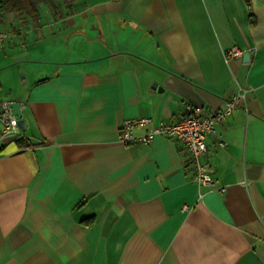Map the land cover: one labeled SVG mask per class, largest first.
Listing matches in <instances>:
<instances>
[{
	"label": "crops",
	"instance_id": "obj_1",
	"mask_svg": "<svg viewBox=\"0 0 264 264\" xmlns=\"http://www.w3.org/2000/svg\"><path fill=\"white\" fill-rule=\"evenodd\" d=\"M0 28V69L24 73L0 100L26 122L0 144V264H264V0H53ZM239 88L206 138L212 185L175 139L119 142Z\"/></svg>",
	"mask_w": 264,
	"mask_h": 264
},
{
	"label": "built area",
	"instance_id": "obj_2",
	"mask_svg": "<svg viewBox=\"0 0 264 264\" xmlns=\"http://www.w3.org/2000/svg\"><path fill=\"white\" fill-rule=\"evenodd\" d=\"M7 36L8 32L0 28V47H4ZM245 51L253 52V49L245 50L233 44L225 48L223 53L227 59H240ZM248 92L249 89L239 88L231 97L225 99L224 108L221 110L209 111L201 105H195L187 108L183 114L172 121L150 115L126 119L120 127L119 142L124 145L136 142L148 144L159 135L175 139L180 143L181 161L190 167L193 181L197 185H212L214 179L210 174V151L206 138L214 135L215 124L222 121L240 99H245ZM14 101L13 99L0 100V144L22 134L12 108ZM137 126H143L144 132L135 133L134 129ZM218 190L222 192L224 187L219 186Z\"/></svg>",
	"mask_w": 264,
	"mask_h": 264
},
{
	"label": "trees",
	"instance_id": "obj_3",
	"mask_svg": "<svg viewBox=\"0 0 264 264\" xmlns=\"http://www.w3.org/2000/svg\"><path fill=\"white\" fill-rule=\"evenodd\" d=\"M53 0H0V24L5 12H12L14 17L20 21L27 17L36 19L39 17V4Z\"/></svg>",
	"mask_w": 264,
	"mask_h": 264
},
{
	"label": "rangeland",
	"instance_id": "obj_4",
	"mask_svg": "<svg viewBox=\"0 0 264 264\" xmlns=\"http://www.w3.org/2000/svg\"><path fill=\"white\" fill-rule=\"evenodd\" d=\"M24 73L22 72H14L12 73L11 70H8L7 68L5 69H0V78H3V81L5 82H15V83H22L24 81ZM14 96V95H13Z\"/></svg>",
	"mask_w": 264,
	"mask_h": 264
},
{
	"label": "water",
	"instance_id": "obj_5",
	"mask_svg": "<svg viewBox=\"0 0 264 264\" xmlns=\"http://www.w3.org/2000/svg\"><path fill=\"white\" fill-rule=\"evenodd\" d=\"M248 56V52H245L243 54V57H247ZM12 108H13V112L16 115L17 119H18V126L22 131L26 130V122L22 117V110H21V106H20V102L19 101H14L12 104Z\"/></svg>",
	"mask_w": 264,
	"mask_h": 264
}]
</instances>
